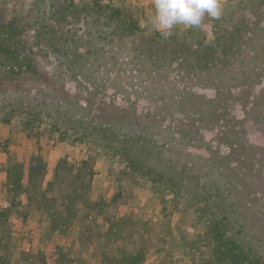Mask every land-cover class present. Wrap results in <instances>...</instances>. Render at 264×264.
<instances>
[{"label":"rangeland","instance_id":"374dc122","mask_svg":"<svg viewBox=\"0 0 264 264\" xmlns=\"http://www.w3.org/2000/svg\"><path fill=\"white\" fill-rule=\"evenodd\" d=\"M222 3L165 39L142 0H0V202L8 164L26 185L35 157L43 188L61 161L56 190L76 196L11 214L1 264H104L97 203L142 264L199 263L213 213L264 259V0Z\"/></svg>","mask_w":264,"mask_h":264},{"label":"trees","instance_id":"16d2710c","mask_svg":"<svg viewBox=\"0 0 264 264\" xmlns=\"http://www.w3.org/2000/svg\"><path fill=\"white\" fill-rule=\"evenodd\" d=\"M2 26H0V35L2 34ZM61 161H59L53 172V178L46 182V187L43 188L46 163L42 158L33 160L29 168L28 182L23 183V170L18 162L9 163L5 170V180L3 189L11 194V202L6 208L0 209V226L8 222V217L16 213L17 210L27 207L29 203L37 196L57 202L64 205V209H70V206L75 201V195L65 193L61 196L56 190V178L59 177ZM87 163V162H85ZM92 174V172L90 173ZM47 192H51V196H47ZM25 194L27 202L20 200V195ZM105 203H97L99 211L103 213L104 219L108 221L107 229L101 234L107 238L108 242H99L102 259L104 264H142L144 262V252L141 247L117 246L114 241L129 237L134 230L128 225V221L124 217H115L110 210H104ZM107 206V205H105ZM54 209L52 208V213ZM214 217L212 223L214 233L213 241L211 242L209 255L202 258L196 264H264L261 250L253 244L245 242L242 238H237L233 234H227L230 221L223 218ZM159 249V248H158ZM0 256V264L2 263Z\"/></svg>","mask_w":264,"mask_h":264},{"label":"clouds","instance_id":"9594fccd","mask_svg":"<svg viewBox=\"0 0 264 264\" xmlns=\"http://www.w3.org/2000/svg\"><path fill=\"white\" fill-rule=\"evenodd\" d=\"M153 8L150 22L165 39L177 26L198 28L206 16L219 19L223 13L222 0H153Z\"/></svg>","mask_w":264,"mask_h":264},{"label":"built area","instance_id":"2783aa9c","mask_svg":"<svg viewBox=\"0 0 264 264\" xmlns=\"http://www.w3.org/2000/svg\"><path fill=\"white\" fill-rule=\"evenodd\" d=\"M8 205V202L6 200H3L2 202H0V209L5 208Z\"/></svg>","mask_w":264,"mask_h":264},{"label":"crops","instance_id":"0c3cea01","mask_svg":"<svg viewBox=\"0 0 264 264\" xmlns=\"http://www.w3.org/2000/svg\"><path fill=\"white\" fill-rule=\"evenodd\" d=\"M143 3H150L151 5H153V0H142ZM149 5V6H151Z\"/></svg>","mask_w":264,"mask_h":264}]
</instances>
